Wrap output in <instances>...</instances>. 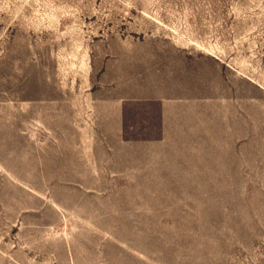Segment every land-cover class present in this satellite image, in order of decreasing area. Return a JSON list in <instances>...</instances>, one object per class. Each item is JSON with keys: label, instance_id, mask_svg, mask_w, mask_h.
Here are the masks:
<instances>
[{"label": "rangeland", "instance_id": "374dc122", "mask_svg": "<svg viewBox=\"0 0 264 264\" xmlns=\"http://www.w3.org/2000/svg\"><path fill=\"white\" fill-rule=\"evenodd\" d=\"M0 264H264V0H0Z\"/></svg>", "mask_w": 264, "mask_h": 264}]
</instances>
